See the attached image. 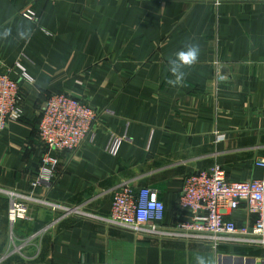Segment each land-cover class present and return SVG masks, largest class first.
Returning a JSON list of instances; mask_svg holds the SVG:
<instances>
[{
    "label": "crops",
    "instance_id": "crops-1",
    "mask_svg": "<svg viewBox=\"0 0 264 264\" xmlns=\"http://www.w3.org/2000/svg\"><path fill=\"white\" fill-rule=\"evenodd\" d=\"M27 8L38 21L22 15ZM5 29L0 69L22 60L33 82L18 77L22 116L0 132V188L30 196L31 219L10 224L0 193V264H264V246L135 233L101 219L121 185L156 189L169 225L193 172L220 165L230 180L264 179L254 164L264 159L263 0H0ZM190 44L197 62L170 84L169 61ZM51 93L100 115L81 145L57 153L44 182L38 121ZM111 136L123 137L115 156L105 151Z\"/></svg>",
    "mask_w": 264,
    "mask_h": 264
},
{
    "label": "built area",
    "instance_id": "built-area-1",
    "mask_svg": "<svg viewBox=\"0 0 264 264\" xmlns=\"http://www.w3.org/2000/svg\"><path fill=\"white\" fill-rule=\"evenodd\" d=\"M22 15L38 21L31 8L25 9ZM18 77L24 82H33L22 60L16 61L13 67L0 69V132L9 122L22 116ZM99 115V110L70 94L47 95L38 121V136L45 147L38 171L40 180L51 181L58 166L57 153L81 145L93 134ZM122 141L123 137L111 136L105 151L117 155ZM254 164L264 167V159H258ZM0 193L9 196L7 217L10 224L31 219L27 205L30 196L3 188ZM39 202L50 204L46 200ZM176 207L179 217L164 225L165 205L156 189L149 186L133 189L121 185L112 192L109 215L101 219L108 225L135 233L214 245L247 243L264 246V179L230 180L220 165H213L186 176ZM241 210L244 216L241 222H237L232 214Z\"/></svg>",
    "mask_w": 264,
    "mask_h": 264
},
{
    "label": "clouds",
    "instance_id": "clouds-1",
    "mask_svg": "<svg viewBox=\"0 0 264 264\" xmlns=\"http://www.w3.org/2000/svg\"><path fill=\"white\" fill-rule=\"evenodd\" d=\"M10 33L9 29H5L2 35L7 37ZM21 37H27L30 35L28 30L21 31L19 33ZM199 56V47L194 44L186 45L185 48L181 51H178L173 59L169 61V71H171L175 77L174 80L169 81L170 84H178L184 78L185 67H190L197 62ZM197 264H206V260L202 256L197 257Z\"/></svg>",
    "mask_w": 264,
    "mask_h": 264
},
{
    "label": "rangeland",
    "instance_id": "rangeland-1",
    "mask_svg": "<svg viewBox=\"0 0 264 264\" xmlns=\"http://www.w3.org/2000/svg\"><path fill=\"white\" fill-rule=\"evenodd\" d=\"M215 1V0H214ZM219 1V0H218ZM96 109V108H95Z\"/></svg>",
    "mask_w": 264,
    "mask_h": 264
}]
</instances>
